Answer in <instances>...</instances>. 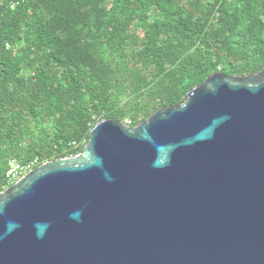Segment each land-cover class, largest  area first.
<instances>
[{
	"label": "water",
	"instance_id": "water-1",
	"mask_svg": "<svg viewBox=\"0 0 264 264\" xmlns=\"http://www.w3.org/2000/svg\"><path fill=\"white\" fill-rule=\"evenodd\" d=\"M0 264H264V69L101 120L1 192Z\"/></svg>",
	"mask_w": 264,
	"mask_h": 264
},
{
	"label": "trees",
	"instance_id": "trees-1",
	"mask_svg": "<svg viewBox=\"0 0 264 264\" xmlns=\"http://www.w3.org/2000/svg\"><path fill=\"white\" fill-rule=\"evenodd\" d=\"M264 69V0H0V193L9 163L80 154L214 73Z\"/></svg>",
	"mask_w": 264,
	"mask_h": 264
},
{
	"label": "built area",
	"instance_id": "built-area-1",
	"mask_svg": "<svg viewBox=\"0 0 264 264\" xmlns=\"http://www.w3.org/2000/svg\"><path fill=\"white\" fill-rule=\"evenodd\" d=\"M129 121L126 122V126H129ZM36 165L35 161L20 165L15 161H11L9 163V170L7 172V181L9 185H13L26 175H28L31 171H33L34 166Z\"/></svg>",
	"mask_w": 264,
	"mask_h": 264
},
{
	"label": "clouds",
	"instance_id": "clouds-1",
	"mask_svg": "<svg viewBox=\"0 0 264 264\" xmlns=\"http://www.w3.org/2000/svg\"><path fill=\"white\" fill-rule=\"evenodd\" d=\"M129 127V126H128ZM12 186V185H11Z\"/></svg>",
	"mask_w": 264,
	"mask_h": 264
}]
</instances>
